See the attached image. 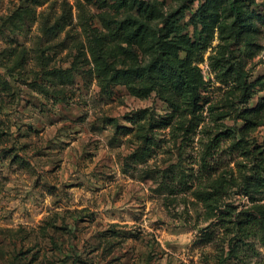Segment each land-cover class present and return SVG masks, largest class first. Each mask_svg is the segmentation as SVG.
<instances>
[{
  "label": "rangeland",
  "instance_id": "1",
  "mask_svg": "<svg viewBox=\"0 0 264 264\" xmlns=\"http://www.w3.org/2000/svg\"><path fill=\"white\" fill-rule=\"evenodd\" d=\"M238 1L244 26L229 0H0V264H264V190H241L264 0ZM131 16L199 72L194 111Z\"/></svg>",
  "mask_w": 264,
  "mask_h": 264
},
{
  "label": "trees",
  "instance_id": "2",
  "mask_svg": "<svg viewBox=\"0 0 264 264\" xmlns=\"http://www.w3.org/2000/svg\"><path fill=\"white\" fill-rule=\"evenodd\" d=\"M127 1L130 0H125V2ZM229 1V8L234 15L233 24H239L241 26L247 25L246 18L248 15L243 10L242 4L238 0ZM127 20V22L120 25L123 28H127L126 32L128 31V34H131L134 38L148 35L154 41V55L144 68L145 71L150 75L156 74L159 78L162 77L165 81L167 76L168 80L174 85H177L179 90L189 93L190 97L194 98V100H192L194 104V111L196 107L200 105L198 103L197 94L203 82V79L199 76V72L190 71V68L187 65L188 62L186 63V58H181L179 51L176 49L177 44L173 43V45L166 47V40L161 39V34L155 31L152 34L150 27L146 26L144 28V24L141 23L139 18L136 16H131V18H127ZM246 83L247 82L245 80L244 84L247 85ZM256 108L259 109V107ZM258 109L255 110L257 111ZM250 113L251 110H248V112L244 114L248 120V127H251V123L255 121L250 116ZM241 131H244L243 128H241ZM252 168L254 169V173L245 177V182L243 183L241 190L254 200L255 196L264 190V167L262 163H259L257 166ZM255 207L256 206H254V208ZM248 215L250 216L252 213L249 212Z\"/></svg>",
  "mask_w": 264,
  "mask_h": 264
}]
</instances>
